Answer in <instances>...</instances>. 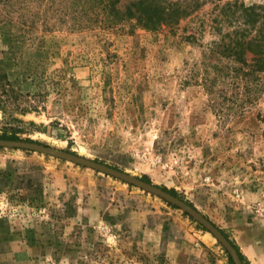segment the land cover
<instances>
[{
	"label": "rangeland",
	"instance_id": "obj_1",
	"mask_svg": "<svg viewBox=\"0 0 264 264\" xmlns=\"http://www.w3.org/2000/svg\"><path fill=\"white\" fill-rule=\"evenodd\" d=\"M202 1L150 30L108 24L81 9L85 0H0V139L154 186L211 221L243 264H264V81L249 94L220 74L232 62L213 50L238 26L221 7L236 0ZM0 264L237 262L198 217L151 189L0 146Z\"/></svg>",
	"mask_w": 264,
	"mask_h": 264
},
{
	"label": "trees",
	"instance_id": "obj_2",
	"mask_svg": "<svg viewBox=\"0 0 264 264\" xmlns=\"http://www.w3.org/2000/svg\"><path fill=\"white\" fill-rule=\"evenodd\" d=\"M77 1L80 4L83 0ZM203 4L202 0H129L126 3L123 0H85L81 9L94 11L111 25L134 21L135 26L159 30L163 26L179 24ZM220 16L232 25L238 24L234 31L216 43L213 50L220 58L232 62L219 67L220 74L227 72L226 75L235 77L236 81H244L252 94L253 88L264 81V4L229 1L221 7ZM2 104L0 99V106ZM10 139L22 140L18 137ZM235 248L243 258L239 247L235 245Z\"/></svg>",
	"mask_w": 264,
	"mask_h": 264
},
{
	"label": "water",
	"instance_id": "obj_3",
	"mask_svg": "<svg viewBox=\"0 0 264 264\" xmlns=\"http://www.w3.org/2000/svg\"><path fill=\"white\" fill-rule=\"evenodd\" d=\"M0 146H10V147H18V148H27V149H33V150H39V151H46L49 152L51 154L57 155V156H61V157H66L72 160H76V161H80L84 164L93 166V167H97L100 168L104 171L110 172V173H114L115 175L124 177L140 186H143L145 188L151 189L157 193H159L160 195H162L163 197L173 201L174 203L180 205L181 207H183L184 209L190 211L191 213H193L196 217H198L230 250V252L232 253V255L234 256L237 264H243L240 258V255L238 253V251L236 250V248L234 247V245L226 238V236L222 233V231L220 229H218L211 221H209L208 219H206L204 216H202L201 214H199L198 212H196L192 207H190L189 205H187L186 203L182 202L181 200H179L178 198L173 197L172 195L157 189L154 186H151L141 180H138L132 176H128L125 175L121 172H117L114 171L108 167H104L102 165H99L95 162L92 161H88V160H83L80 159L74 155H70L68 153L65 152H60V151H55L53 149L44 147L42 145L39 144H35V143H30V142H24V141H14V140H3L0 139Z\"/></svg>",
	"mask_w": 264,
	"mask_h": 264
}]
</instances>
